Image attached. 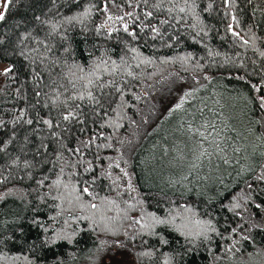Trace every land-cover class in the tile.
I'll return each instance as SVG.
<instances>
[{
	"label": "trees",
	"instance_id": "16d2710c",
	"mask_svg": "<svg viewBox=\"0 0 264 264\" xmlns=\"http://www.w3.org/2000/svg\"><path fill=\"white\" fill-rule=\"evenodd\" d=\"M0 61V264H264V0H12Z\"/></svg>",
	"mask_w": 264,
	"mask_h": 264
},
{
	"label": "rangeland",
	"instance_id": "374dc122",
	"mask_svg": "<svg viewBox=\"0 0 264 264\" xmlns=\"http://www.w3.org/2000/svg\"><path fill=\"white\" fill-rule=\"evenodd\" d=\"M3 0H0V5H2ZM0 12H3V7L0 6ZM8 64L6 62L0 61V73H3V69L6 68ZM3 74H0V85L3 81ZM189 85L185 82L182 76L176 72L170 71L166 72L157 78L155 83L149 86V96L157 107V105L164 103V108L169 105V103H177L181 98L186 96L189 90ZM148 92V91H147ZM173 93V94H172ZM171 95L172 98H171ZM171 99V100H170ZM157 103V105H156ZM123 163V162H122ZM74 264V261L69 263ZM77 264H138L135 260L133 252L126 246L119 243L113 242L106 246L102 251H99L96 256L89 257L83 262Z\"/></svg>",
	"mask_w": 264,
	"mask_h": 264
},
{
	"label": "snow or ice",
	"instance_id": "6c2138e0",
	"mask_svg": "<svg viewBox=\"0 0 264 264\" xmlns=\"http://www.w3.org/2000/svg\"><path fill=\"white\" fill-rule=\"evenodd\" d=\"M11 2H12V0H3L2 5H0V6H2L3 9H4L3 12H0V22L4 21L5 16H6V12H7V10L9 9V6H10ZM171 10H172V9H169V11H171ZM179 11H180V12H184V11H185V8L181 7V8H179ZM147 15L150 16L151 13H147ZM109 19H111V17H109ZM117 19H122V17H117ZM162 23H166V21H162ZM125 30H127V25H125ZM153 31L155 32L156 29H153ZM234 35H235V33H234ZM12 71H13V69H12L11 67H6V68L3 69V73H0V74L8 75V74L11 73ZM189 94H190V93H186V95H189ZM37 95H39V93H37ZM89 96H91L90 93H89ZM80 98L83 99V97H80ZM182 102H183V98H182L181 103H178L177 105H175V108H180L181 105H182ZM173 110H174V109H173ZM72 116H73V113H72V112H69L67 115H65V116L63 117V119H64V120H68V119H69L70 117H72ZM31 122H32V121H30V120L28 121V123H31ZM44 123H45V124H50V122L47 121V120H45ZM83 191H84V193H88V188H84ZM92 207L95 208L96 205L93 204ZM159 222H160V223H163V221H159ZM136 223H140V221L138 220V221H136Z\"/></svg>",
	"mask_w": 264,
	"mask_h": 264
}]
</instances>
